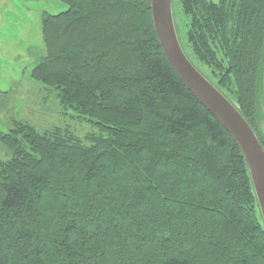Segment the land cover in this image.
<instances>
[{
	"label": "trees",
	"instance_id": "16d2710c",
	"mask_svg": "<svg viewBox=\"0 0 264 264\" xmlns=\"http://www.w3.org/2000/svg\"><path fill=\"white\" fill-rule=\"evenodd\" d=\"M31 78L98 127L0 135V264H264L244 157L184 86L151 0H56ZM173 4V0H172ZM187 41L264 148V0H179Z\"/></svg>",
	"mask_w": 264,
	"mask_h": 264
},
{
	"label": "rangeland",
	"instance_id": "374dc122",
	"mask_svg": "<svg viewBox=\"0 0 264 264\" xmlns=\"http://www.w3.org/2000/svg\"><path fill=\"white\" fill-rule=\"evenodd\" d=\"M178 2L173 0L172 5L180 41L194 64L216 82L211 69L192 53L186 36V19ZM65 10L66 6L56 0H0V135L8 133L16 123H27L39 132L53 127L68 128L82 140L99 133L90 118L62 106L54 89L30 76L45 55L42 14ZM262 82L258 129L264 138V73ZM9 155L0 141V160H7Z\"/></svg>",
	"mask_w": 264,
	"mask_h": 264
},
{
	"label": "water",
	"instance_id": "95a60500",
	"mask_svg": "<svg viewBox=\"0 0 264 264\" xmlns=\"http://www.w3.org/2000/svg\"><path fill=\"white\" fill-rule=\"evenodd\" d=\"M154 29L173 71L238 145L252 181L264 223V148L238 109L191 63L175 28L172 0H151Z\"/></svg>",
	"mask_w": 264,
	"mask_h": 264
}]
</instances>
